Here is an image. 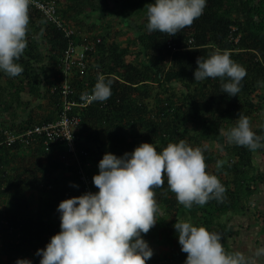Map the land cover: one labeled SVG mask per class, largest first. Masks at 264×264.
<instances>
[{"label": "trees", "instance_id": "obj_1", "mask_svg": "<svg viewBox=\"0 0 264 264\" xmlns=\"http://www.w3.org/2000/svg\"><path fill=\"white\" fill-rule=\"evenodd\" d=\"M37 1L53 13L47 17L30 5L27 47L18 61L24 71L17 77L0 72V264L18 259L39 264L37 251L60 231L59 203L81 195L79 167L73 164L67 172L59 159L66 143L51 144L46 152L43 135H32V148L9 145L7 135L54 121L64 102L83 104L84 95L93 97L99 74L112 80L111 97L92 99L67 113L79 119L73 138L80 165L91 160L83 170L95 190L93 176L105 153L122 156L144 142L155 143L159 151L180 139L204 150L206 171L217 175L226 189L223 202L213 199L187 209L165 178L155 190L159 211L149 231L168 249L153 251L146 264H184L187 253L174 225L191 216L196 217L194 225L222 233L226 251H233L225 245L228 227L222 217L242 213L264 175L253 165L262 148L229 143L225 133L240 112L252 123L264 107V0H207L203 14L174 36L147 31V5L154 0ZM111 21L122 22L125 29L113 30ZM70 46L77 52L84 46L94 49L87 52L92 60L87 74L79 79L75 72L72 92L63 97L60 63ZM225 49L247 72L236 97L223 93L220 78L194 80L197 58ZM23 94L30 100L24 101ZM252 129L264 135V125ZM218 161L223 163L218 166Z\"/></svg>", "mask_w": 264, "mask_h": 264}, {"label": "clouds", "instance_id": "obj_2", "mask_svg": "<svg viewBox=\"0 0 264 264\" xmlns=\"http://www.w3.org/2000/svg\"><path fill=\"white\" fill-rule=\"evenodd\" d=\"M33 2L0 0V72L9 77L24 71L18 61L27 47L29 8ZM206 5L207 0H154L147 5L146 29L174 36L192 25ZM196 63L195 81L220 78L223 93L236 97L241 91L247 72L231 59L228 50L198 57ZM112 83L99 74L93 99L103 102L110 98ZM225 135L229 143L249 150L264 147V135L254 132L250 118L241 112ZM86 162L90 165L91 160ZM217 163L219 166L223 162ZM207 167L204 150L184 139L169 142L159 151L155 143L144 142L122 156L105 153L99 161L98 174L93 176L99 191L59 203L60 231L37 251L39 264H146L154 253L142 234L157 223L155 190L163 187L165 178L178 203L187 209L213 199L223 202L226 189L217 175L206 171ZM174 228L181 250L187 253L184 264H255L257 258L264 257V247L251 255L226 251L222 233L196 226L190 218L177 220ZM16 264L32 261L18 259Z\"/></svg>", "mask_w": 264, "mask_h": 264}, {"label": "built area", "instance_id": "obj_3", "mask_svg": "<svg viewBox=\"0 0 264 264\" xmlns=\"http://www.w3.org/2000/svg\"><path fill=\"white\" fill-rule=\"evenodd\" d=\"M32 5H35L37 8L41 9L47 17H51L53 13V9L51 7L45 6L43 3L38 2L37 0H34ZM93 47L94 46H84L80 51L77 52L76 49L70 46L65 50L62 64L60 63V68L65 77L63 84L61 85L63 97H66L72 92L70 78L73 74H75V72H77L76 75L78 74L79 79H83L87 74L91 60L87 52H92V49H94ZM92 99L93 97L86 94L84 95L83 104L81 105L74 104L73 102H64L62 111L60 112L58 118L54 121L42 125H36L32 130H28L23 134L7 135L6 139V142L9 145L11 143L18 142L20 145L25 147H32L35 142V138H33L32 135H43L46 152H49L51 144L57 142L66 143V150L65 152L63 151L59 154V159L67 172L70 170V167L73 166V164H76V166L79 167L77 173L79 174V180L81 182V185L79 186L81 195L89 191L97 192V190L93 188L89 177L83 170L84 166L85 168L89 166V163L86 162L82 167L78 158L77 146L73 135L77 132L79 119L75 115L68 116L67 113L75 106H87ZM82 155L84 158H87L86 152H82Z\"/></svg>", "mask_w": 264, "mask_h": 264}, {"label": "rangeland", "instance_id": "obj_4", "mask_svg": "<svg viewBox=\"0 0 264 264\" xmlns=\"http://www.w3.org/2000/svg\"><path fill=\"white\" fill-rule=\"evenodd\" d=\"M103 20L108 22L111 18L105 17ZM111 26L113 30L125 29L122 22H112ZM22 97L24 101L30 100V97L26 94H23ZM40 104L44 105V102L41 101ZM29 108L37 113V109L32 106ZM18 112L21 113L20 110ZM18 115L21 116V114ZM259 124L264 125V107L260 112V116L251 123V126L255 128ZM253 165L256 173L264 175V147L261 151L255 153ZM191 221L195 223L196 217L191 216ZM222 222L228 227L224 239L227 247L248 255L253 254L255 249L264 247V182L257 186L256 192L250 196L242 213L227 212L222 217ZM145 240L153 251L160 253L168 249L163 240L159 239L153 230L146 234ZM255 264H264V257L257 258Z\"/></svg>", "mask_w": 264, "mask_h": 264}]
</instances>
